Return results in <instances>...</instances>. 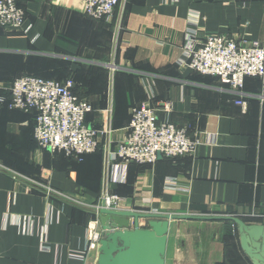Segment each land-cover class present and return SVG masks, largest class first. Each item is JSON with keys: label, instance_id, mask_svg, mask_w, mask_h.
<instances>
[{"label": "crops", "instance_id": "1", "mask_svg": "<svg viewBox=\"0 0 264 264\" xmlns=\"http://www.w3.org/2000/svg\"><path fill=\"white\" fill-rule=\"evenodd\" d=\"M16 2L25 18L20 28L0 29V86L21 77L73 78V93L92 107L86 123L107 134L77 162L35 145L31 113L0 107V264H95L97 254L86 253L88 228L105 196L137 212L221 208L264 224L261 83L246 78L241 97L186 65L192 36L264 44V0H121L109 21L85 16L83 0ZM142 103L197 141L196 150L110 167L105 194L106 153ZM188 225L170 222L165 264H250L233 229L182 232Z\"/></svg>", "mask_w": 264, "mask_h": 264}, {"label": "built area", "instance_id": "2", "mask_svg": "<svg viewBox=\"0 0 264 264\" xmlns=\"http://www.w3.org/2000/svg\"><path fill=\"white\" fill-rule=\"evenodd\" d=\"M121 0H83V13L96 21H109ZM25 12L16 0H0V29L20 28ZM186 65L201 76L217 78L231 91L243 96L244 80H259L264 90V44L238 42L225 36H207L199 43L192 36ZM72 80L55 82L35 77H21L0 91L9 97L8 108L24 112L34 111L33 139L38 147L51 153L81 158L98 149L103 130L86 123L91 107L73 93ZM6 101L0 93V105ZM236 105L245 110L246 103ZM168 107L163 104L162 109ZM198 143L189 139L184 130L172 124L158 122L156 110L142 103L131 109L129 126L124 138L107 153L105 171L115 165H154L158 158L175 159L193 155ZM106 205L115 210L125 209L116 196H105ZM96 218L88 228L86 253L97 254L101 229ZM141 226L144 224L141 222ZM99 228V229H98Z\"/></svg>", "mask_w": 264, "mask_h": 264}, {"label": "water", "instance_id": "3", "mask_svg": "<svg viewBox=\"0 0 264 264\" xmlns=\"http://www.w3.org/2000/svg\"><path fill=\"white\" fill-rule=\"evenodd\" d=\"M104 175L106 194L107 170ZM172 221L230 222L236 226L240 249L250 263L264 264L262 223H246L234 215L156 214L137 212L130 206L115 210L106 205L105 197L98 210L101 238L95 264H165Z\"/></svg>", "mask_w": 264, "mask_h": 264}, {"label": "rangeland", "instance_id": "4", "mask_svg": "<svg viewBox=\"0 0 264 264\" xmlns=\"http://www.w3.org/2000/svg\"><path fill=\"white\" fill-rule=\"evenodd\" d=\"M194 215H210V216H221V215H232L228 212H225V211H222L221 208H212L210 210H208L207 212H202V213H195ZM234 215V214H233ZM252 220V219H251ZM143 222V221H141ZM177 222V221H176ZM183 222H188V226L187 227H181L183 231H187V234H193V233H212V234H224V231H227V230H231L233 229L232 227V224H227L225 222H200V221H195V222H191V221H183ZM182 226L184 223H181ZM175 226V225H174ZM179 228V229H181ZM178 229V230H179ZM176 231V228L173 227L172 230H171V234L170 236ZM174 238V237H173ZM184 238L186 241H188V237H186V235H184ZM170 246L172 248V246L175 248L176 246L177 247H181L180 244H175L174 241H172L170 243ZM170 248V247H169Z\"/></svg>", "mask_w": 264, "mask_h": 264}, {"label": "trees", "instance_id": "5", "mask_svg": "<svg viewBox=\"0 0 264 264\" xmlns=\"http://www.w3.org/2000/svg\"><path fill=\"white\" fill-rule=\"evenodd\" d=\"M70 80H72V82H73V84H74V79L73 78H71ZM254 80H256V79H254ZM12 82H10L9 84H11ZM8 84V85H9ZM74 89V88H73ZM73 89H72V93H73ZM74 94V93H73ZM3 95L5 96V99H6V101L0 106V107H2V106H6L7 108H8V103H9V97H8V93L7 94H4L3 93ZM75 95V94H74ZM77 97V96H76ZM80 100V99H79ZM81 101H85L87 104H89L86 100H81ZM89 106L91 107V105L89 104ZM91 111H92V107H91ZM24 112V111H23ZM27 113H31L33 116V128H34V118H35V112L34 111H28ZM33 142L35 143V145L38 147V145H37V143L34 141V139H33ZM54 154H61V155H63V156H65L63 153H54ZM93 154V153H92ZM90 155V154H89ZM85 156H88V155H84V156H82L81 158H73V157H67V156H65L66 158H68V159H73V160H76L77 162H82L83 161V159L85 158ZM136 165V164H135ZM138 166H140V165H138ZM146 166V165H145ZM241 220H243L244 222H246V223H258V222H256L255 220H251V219H247V218H243V217H239ZM225 223H227V224H232V223H230V222H225ZM232 227H233V230H234V235L236 236V238H237V240H238V234H237V231H236V226L234 225V224H232ZM235 236H234V244H235ZM225 238H227V240L225 239V241L226 242H228V243H231V239L233 238V237H231L230 235H227V236H225ZM238 244H239V242H238ZM228 246H231V244L230 245H228ZM240 247V246H239ZM241 250V249H240ZM242 251V250H241ZM245 256V255H244ZM246 257V256H245ZM247 258V257H246ZM247 260H248V258H247ZM249 261V260H248ZM250 262V261H249ZM251 264V263H250Z\"/></svg>", "mask_w": 264, "mask_h": 264}]
</instances>
